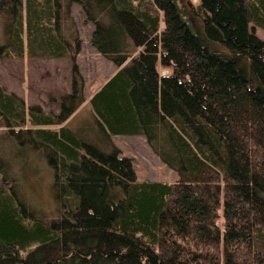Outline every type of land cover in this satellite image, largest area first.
Instances as JSON below:
<instances>
[{
	"label": "trees",
	"instance_id": "obj_1",
	"mask_svg": "<svg viewBox=\"0 0 264 264\" xmlns=\"http://www.w3.org/2000/svg\"><path fill=\"white\" fill-rule=\"evenodd\" d=\"M196 1L0 0V59L71 63L57 114L0 84L2 182L35 152L61 212L0 188V264H264V0ZM73 4L118 68L89 138L64 126L85 103ZM118 135L144 137L176 180L138 181Z\"/></svg>",
	"mask_w": 264,
	"mask_h": 264
},
{
	"label": "rangeland",
	"instance_id": "obj_2",
	"mask_svg": "<svg viewBox=\"0 0 264 264\" xmlns=\"http://www.w3.org/2000/svg\"><path fill=\"white\" fill-rule=\"evenodd\" d=\"M197 5L196 0H191ZM71 15L74 18L77 31L82 41L81 52L76 64L84 78V93L86 96L99 87L111 75L114 66L96 53L90 44V35L93 30L91 23L87 22L78 5L73 4ZM255 36L264 42V31L256 28ZM1 24H0V43ZM0 84L8 93H14L27 105H37L49 113L57 109V104L50 102V97L56 101L59 96L71 91V63L69 60L37 59L31 60L23 56L20 59H0ZM55 104V106H54ZM70 121V126L79 135L89 138L94 133V121L86 106ZM112 139V138H111ZM112 142L120 150L123 157L133 160L138 181L173 182L176 173L166 167L156 157L146 140L137 138H113ZM24 162V161H23ZM22 168L16 165L10 174V182H2L0 188H10L14 185L25 200L35 207L36 213L45 214L47 218L60 215V211L53 199L51 184L53 173L45 161L35 152L29 153ZM22 166V165H21ZM13 184V185H12Z\"/></svg>",
	"mask_w": 264,
	"mask_h": 264
},
{
	"label": "crops",
	"instance_id": "obj_3",
	"mask_svg": "<svg viewBox=\"0 0 264 264\" xmlns=\"http://www.w3.org/2000/svg\"><path fill=\"white\" fill-rule=\"evenodd\" d=\"M95 51V50H94ZM96 52V51H95ZM51 60V59H50ZM52 60H54V59H52ZM63 60V59H62ZM67 60V59H66ZM112 64V63H111ZM113 65V64H112ZM79 66V65H78ZM114 66V65H113ZM118 72V68L117 67H115L114 66V68H113V70H111V75H110V77L109 78H107L99 87H95L94 89H93V91H90V93L86 96V94L84 95L85 96V103L79 108V109H82V108H84V107H86V106H88L89 107V111H90V104H89V101L91 100V98L105 85V83H107V81L108 80H110L116 73ZM66 93H70V92H66ZM29 105H32V104H29ZM54 106H55V104H54ZM57 109H58V107H57ZM77 110V112L64 124V126L65 127H68V128H71V126H70V121L72 120V118L73 117H75L77 114H78V112L80 111V110ZM44 111V110H43ZM45 112V111H44ZM59 112V109L58 110H53V113L54 114H57ZM117 137H122V138H137V139H139V138H141L142 136H133V135H118V136H112V139L113 138H117ZM144 138V137H143ZM145 139V138H144Z\"/></svg>",
	"mask_w": 264,
	"mask_h": 264
}]
</instances>
